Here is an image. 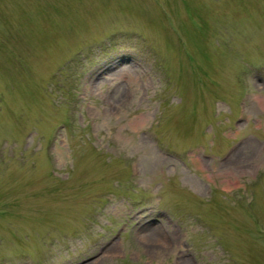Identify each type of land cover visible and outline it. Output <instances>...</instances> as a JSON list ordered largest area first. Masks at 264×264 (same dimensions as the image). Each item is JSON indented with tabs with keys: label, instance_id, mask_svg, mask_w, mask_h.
Masks as SVG:
<instances>
[{
	"label": "rangeland",
	"instance_id": "1",
	"mask_svg": "<svg viewBox=\"0 0 264 264\" xmlns=\"http://www.w3.org/2000/svg\"><path fill=\"white\" fill-rule=\"evenodd\" d=\"M0 264H264V0H0Z\"/></svg>",
	"mask_w": 264,
	"mask_h": 264
}]
</instances>
